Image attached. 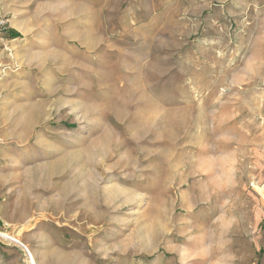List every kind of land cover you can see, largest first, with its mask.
Returning a JSON list of instances; mask_svg holds the SVG:
<instances>
[{
    "label": "rangeland",
    "instance_id": "374dc122",
    "mask_svg": "<svg viewBox=\"0 0 264 264\" xmlns=\"http://www.w3.org/2000/svg\"><path fill=\"white\" fill-rule=\"evenodd\" d=\"M28 252L264 264V0H0V264Z\"/></svg>",
    "mask_w": 264,
    "mask_h": 264
},
{
    "label": "bare ground",
    "instance_id": "6f19581e",
    "mask_svg": "<svg viewBox=\"0 0 264 264\" xmlns=\"http://www.w3.org/2000/svg\"><path fill=\"white\" fill-rule=\"evenodd\" d=\"M4 237H5V236H4ZM10 240L15 241V240L12 239V238H10ZM16 241H17V240H16ZM28 253H29V252H28ZM29 257H30V258H29V260H30L29 263H30V264H35V262H34V260H33V258H32V256H31L30 253H29Z\"/></svg>",
    "mask_w": 264,
    "mask_h": 264
},
{
    "label": "built area",
    "instance_id": "2783aa9c",
    "mask_svg": "<svg viewBox=\"0 0 264 264\" xmlns=\"http://www.w3.org/2000/svg\"><path fill=\"white\" fill-rule=\"evenodd\" d=\"M2 25V24H1Z\"/></svg>",
    "mask_w": 264,
    "mask_h": 264
}]
</instances>
